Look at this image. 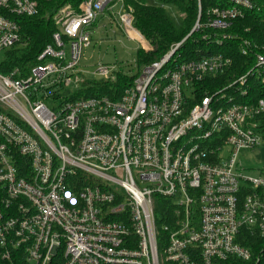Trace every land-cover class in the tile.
<instances>
[{"label":"built area","instance_id":"2783aa9c","mask_svg":"<svg viewBox=\"0 0 264 264\" xmlns=\"http://www.w3.org/2000/svg\"><path fill=\"white\" fill-rule=\"evenodd\" d=\"M262 2L197 0L192 31L161 59L140 69L134 60L127 71L81 65L103 15L140 36L123 0L62 8L53 43L27 76L0 72V264L16 253L49 264L61 250L65 264L264 260V175L244 174L237 161L264 143L257 120L264 97L241 100L250 76L264 83V52L245 41L241 52L254 54V68L192 106L195 83L229 69L232 58L175 57L196 31L217 46L233 39L234 22ZM37 12L36 0H0V52L22 42L15 17ZM119 72L137 75L119 99H71L87 79L115 80ZM161 197L172 201L174 219L160 229L168 233L160 249Z\"/></svg>","mask_w":264,"mask_h":264},{"label":"trees","instance_id":"16d2710c","mask_svg":"<svg viewBox=\"0 0 264 264\" xmlns=\"http://www.w3.org/2000/svg\"><path fill=\"white\" fill-rule=\"evenodd\" d=\"M38 12L34 15H20L15 20L20 25L22 42L13 48L0 52V72L8 74L18 68L20 76H27L29 69L37 64L38 56L47 45L53 43V34L58 30L54 17L61 8L71 5L76 11L85 0H36ZM166 3L175 4L183 13V25L178 27L173 18L167 13L163 5H149L146 0H123L125 8L132 9L134 28L150 44V50L138 49L137 67L151 64L167 54L171 47L182 41L193 29L198 18L197 0H161ZM262 10L250 12L243 18L234 22L229 30L234 38L225 41L221 46L213 44L209 39H203L204 31L193 32L175 54L178 61L188 62L198 60L215 53H223L232 58V66L216 76H208L203 81L195 83V99L189 104L192 106L201 100L205 94H211L223 88L235 78L246 74L254 68L256 58L253 53L243 55L241 47L245 41L258 44L259 51L264 52V2ZM137 75L119 72L115 80L100 78L87 79L84 87L71 95V99L91 96H108L113 100L120 98L126 87L133 84ZM248 94L241 100L251 103L264 97V83L256 75L248 80ZM3 109L0 106V113ZM260 124V132L264 138V113L257 119ZM174 206L172 201L166 198H157L155 215L159 230L164 225H171L174 219ZM168 240V233L159 232L158 247L161 249ZM237 259H230L223 264H250ZM2 264H28L24 254L16 253L9 261ZM49 264H65L62 250L59 251ZM162 264H172L163 262ZM258 264H264L261 260Z\"/></svg>","mask_w":264,"mask_h":264},{"label":"rangeland","instance_id":"374dc122","mask_svg":"<svg viewBox=\"0 0 264 264\" xmlns=\"http://www.w3.org/2000/svg\"><path fill=\"white\" fill-rule=\"evenodd\" d=\"M146 1L149 5L153 6L163 5L161 0ZM163 6L167 13L173 18L176 25L178 27L182 26L183 13L181 10L175 4L171 3H166ZM72 9L75 10L73 7ZM59 12H57L54 17L57 27L60 26L57 22ZM119 23L118 16L116 18L109 14L101 16L95 24L97 28L92 36V44L85 51L84 59L81 63L83 67L93 70L96 64L102 61L107 64L116 65L120 69L124 68L127 71L130 64L134 66L133 61L137 59L138 49L141 47L150 48V46H148L145 41L141 40V38H139L140 36H137L135 32H131L130 35L132 38L122 32ZM226 155H229L228 150H226ZM237 161L244 168V174L256 177L262 175L261 173L264 175V143L254 149L242 150L238 155Z\"/></svg>","mask_w":264,"mask_h":264},{"label":"crops","instance_id":"0c3cea01","mask_svg":"<svg viewBox=\"0 0 264 264\" xmlns=\"http://www.w3.org/2000/svg\"><path fill=\"white\" fill-rule=\"evenodd\" d=\"M107 15V14H106ZM104 16V15H103ZM135 31L141 36V38L143 39V41H145L146 43H147V45L148 46H150V44L147 42V40L140 34V32L139 31H137L136 29H135Z\"/></svg>","mask_w":264,"mask_h":264}]
</instances>
